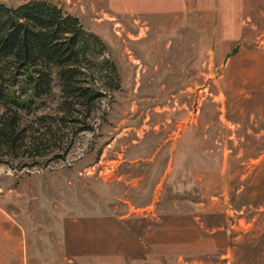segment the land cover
Masks as SVG:
<instances>
[{"label":"rangeland","instance_id":"rangeland-1","mask_svg":"<svg viewBox=\"0 0 264 264\" xmlns=\"http://www.w3.org/2000/svg\"><path fill=\"white\" fill-rule=\"evenodd\" d=\"M46 1L115 73L75 123L55 78L18 112L0 264H264V0Z\"/></svg>","mask_w":264,"mask_h":264},{"label":"trees","instance_id":"trees-1","mask_svg":"<svg viewBox=\"0 0 264 264\" xmlns=\"http://www.w3.org/2000/svg\"><path fill=\"white\" fill-rule=\"evenodd\" d=\"M105 50L76 16L51 2L29 0L16 7L0 3V147L15 149L22 142L25 130L18 112L39 110L43 98L53 93L54 78L60 115L52 121L75 123L73 112L92 111L104 97L94 76L104 72L106 79L115 73L103 57Z\"/></svg>","mask_w":264,"mask_h":264}]
</instances>
